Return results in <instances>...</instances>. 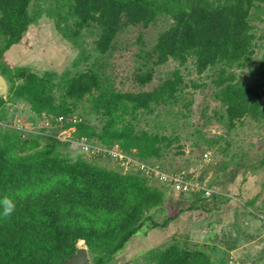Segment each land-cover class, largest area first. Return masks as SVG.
<instances>
[{
	"label": "trees",
	"instance_id": "1",
	"mask_svg": "<svg viewBox=\"0 0 264 264\" xmlns=\"http://www.w3.org/2000/svg\"><path fill=\"white\" fill-rule=\"evenodd\" d=\"M43 15L79 50L76 71L41 73L5 62L6 51ZM164 19L168 24L155 38L144 44L138 37V65L132 72L137 87H118L107 69L120 50L119 36L129 27L149 28ZM263 22L264 0H0V73L9 85L7 95H0V110L8 101L22 100L49 129L57 126L56 132L26 133L0 125V200L7 196L15 203L10 217L0 215V264H64L81 240L91 264H113L148 221L151 229L166 228L185 211H218L229 203V195L214 191L217 202L210 207L203 194L180 206L183 202H174L179 199L170 192L173 186L158 184L134 167L127 170L112 150L116 146L156 165L178 138L157 131L163 123L153 124L154 130L143 123L175 109L179 117H188L197 90L219 103L213 118L228 131L247 118L264 128ZM258 49L263 50L260 57ZM169 60L177 67L146 89L157 67ZM189 65L195 78L184 73ZM245 74L262 79L261 88L248 83ZM207 109L208 104L201 116L209 122ZM1 119L6 120L5 113ZM70 129L68 139L57 136ZM221 140L205 139L209 147ZM82 142L102 151L87 153ZM75 144L80 153L63 150ZM256 201L253 197L244 206L254 208ZM166 202L178 211L160 222L150 212ZM227 252L210 240L196 242L186 235L149 249L143 261L132 264H229Z\"/></svg>",
	"mask_w": 264,
	"mask_h": 264
},
{
	"label": "rangeland",
	"instance_id": "2",
	"mask_svg": "<svg viewBox=\"0 0 264 264\" xmlns=\"http://www.w3.org/2000/svg\"><path fill=\"white\" fill-rule=\"evenodd\" d=\"M36 2L38 0H33V3ZM167 24L168 21L164 19L149 28L132 26L125 29L119 36L120 50L110 58L111 64L107 69V73L115 79L118 87L124 89L137 87L133 81L132 72L138 65L135 57L140 48L138 37L141 35V42L145 44L155 38ZM259 28L260 32H264V22L260 23ZM91 40V38L88 39L89 42ZM125 45L127 49L123 48ZM262 51L259 50L258 57L261 56ZM78 56L79 50L57 31L54 20L43 15L37 24L29 27L20 43L6 51L4 60L12 67L28 66L41 73L46 70L62 73L67 69L76 71L73 69V63ZM176 67L177 62L173 60L157 67L154 80L145 88H153L159 83L160 78ZM191 70L192 67L189 65L184 69V73L195 78L197 75L195 72L189 73ZM247 71L248 68L245 69V73ZM244 77L256 89L261 88L262 79L246 74ZM205 94V91L200 90L192 94L194 102L188 117H179L175 109L168 113L164 112L160 117L152 115L147 119L149 124L143 123V125L153 128V124L163 123V126L156 130L178 138V141H174L173 146L164 154L163 160H155V166L158 169L170 175L184 176L200 187L212 183V187H208L210 191L223 192L229 195L231 200L225 204L226 206L218 216H215V210L185 211L166 228L161 229L149 228L150 221H148L139 234L131 238L125 250L116 257L113 264H132L136 262L135 260L143 261V256L149 249L157 246L164 248L175 238L181 239L186 235H189L192 241L210 240V244L216 243L222 249L228 250L226 259L229 264H264V165H260V158L264 156V128H259L257 122L247 118L243 125L228 131L225 124L213 118V110L219 108V103L205 99ZM262 98L264 100V97ZM207 104V114L212 117L209 122L201 116V109ZM2 113L6 114V120H0L1 126H14L23 129L26 133L31 132L30 130H33L32 132L50 130L51 133L56 132L57 129V126L49 129L43 121L34 117L29 105L22 100L8 101L5 108L0 110V115ZM88 118L97 122L94 116ZM71 131V129L62 130L57 133V136L61 140H66ZM218 136H221V142L209 147L205 139ZM63 150L71 153L81 152L76 144ZM114 150L120 151L116 146ZM205 153H208V156H205ZM241 153L244 156L243 161H239ZM100 161L113 166L115 164L105 158ZM249 163L251 164L246 166ZM125 168L128 170L130 167L125 166ZM248 169L254 171H247ZM230 177L232 180L229 179ZM153 181L163 184L156 179ZM164 185L169 187L167 184ZM172 194L177 200L179 199L174 202H183L180 206L189 205L200 194L210 198L206 201L209 202L208 207L213 202H217L212 198V194L206 195L189 187L184 193L175 190ZM253 197L257 198L253 209L243 206L244 202ZM177 211L178 207L166 202L164 206L152 209L150 214L162 222ZM230 234L234 239V247L231 246L233 243H228ZM82 241H79L77 245L85 246ZM210 252H213V256H219L212 249Z\"/></svg>",
	"mask_w": 264,
	"mask_h": 264
},
{
	"label": "built area",
	"instance_id": "3",
	"mask_svg": "<svg viewBox=\"0 0 264 264\" xmlns=\"http://www.w3.org/2000/svg\"><path fill=\"white\" fill-rule=\"evenodd\" d=\"M62 119V117H60ZM69 137L65 138L68 139ZM84 151L87 153L91 154H99L102 150V147L99 145H91L86 142H82ZM118 148V147H117ZM112 153L114 154L115 157H119L120 159L123 160L124 164L126 167H134L139 171H142L145 174H149L150 176H153L154 179L157 181L163 183V184H168L173 186L174 190L180 191V192H185L189 188L192 189H197V191H203L206 195H211L213 191H210L209 188L202 186L201 187L194 183L192 180H189L185 178L184 176H180L177 174H169L165 173L163 170L160 168L158 169L157 166L152 165L148 162L142 161L138 158H135L133 156H129L126 153H123L121 150H112ZM205 156H208V153H205Z\"/></svg>",
	"mask_w": 264,
	"mask_h": 264
},
{
	"label": "water",
	"instance_id": "4",
	"mask_svg": "<svg viewBox=\"0 0 264 264\" xmlns=\"http://www.w3.org/2000/svg\"><path fill=\"white\" fill-rule=\"evenodd\" d=\"M8 88L9 85L6 78L0 73V95L6 96ZM64 264H91L87 247L79 245L76 252Z\"/></svg>",
	"mask_w": 264,
	"mask_h": 264
},
{
	"label": "clouds",
	"instance_id": "5",
	"mask_svg": "<svg viewBox=\"0 0 264 264\" xmlns=\"http://www.w3.org/2000/svg\"><path fill=\"white\" fill-rule=\"evenodd\" d=\"M0 206L3 207V212L0 215H2L5 218L10 217L15 210V203L11 198L7 196H5L2 200H0Z\"/></svg>",
	"mask_w": 264,
	"mask_h": 264
},
{
	"label": "crops",
	"instance_id": "6",
	"mask_svg": "<svg viewBox=\"0 0 264 264\" xmlns=\"http://www.w3.org/2000/svg\"><path fill=\"white\" fill-rule=\"evenodd\" d=\"M170 192L172 193L173 191L172 190H170ZM244 204V203H243ZM226 205H223L222 207L220 206L219 208L217 207V210L218 211H215V216H218V214L221 212V210H223V208L225 207ZM244 206V205H243ZM250 208V207H249ZM237 208H235V210H236ZM250 209H253V208H250ZM209 212V211H208ZM208 219H209V217H208ZM216 238H217V236H216ZM229 242H231V243H233V244H231V246L232 247H234L235 246V244H234V239L232 238V236H231V234L229 235V239H228V243ZM236 242V241H235Z\"/></svg>",
	"mask_w": 264,
	"mask_h": 264
}]
</instances>
